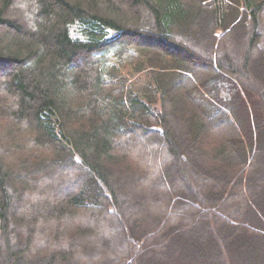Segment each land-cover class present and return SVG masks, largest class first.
I'll return each mask as SVG.
<instances>
[{
	"label": "trees",
	"instance_id": "16d2710c",
	"mask_svg": "<svg viewBox=\"0 0 264 264\" xmlns=\"http://www.w3.org/2000/svg\"><path fill=\"white\" fill-rule=\"evenodd\" d=\"M238 2L0 0V264H264V0Z\"/></svg>",
	"mask_w": 264,
	"mask_h": 264
},
{
	"label": "rangeland",
	"instance_id": "374dc122",
	"mask_svg": "<svg viewBox=\"0 0 264 264\" xmlns=\"http://www.w3.org/2000/svg\"><path fill=\"white\" fill-rule=\"evenodd\" d=\"M232 2H234V6H235V8L237 9V11H238V9H239V7H240V3L238 2V0H231ZM101 5V4H100ZM99 7H104V5H101V6H99ZM13 10H15V11H17L19 14H20V17H22V18H24V19H26V23H28L27 21H29L28 20V18H26V15L24 14L25 13V9H23V7H20L18 4H14V6H13ZM235 56H237L236 54H234ZM142 80H144V78L142 79ZM193 95H194V97L198 100V102H200V104L204 101V99H205V96L204 95H202V94H200L199 92H193ZM207 103H208V105H211V103L209 102V101H207ZM105 255V254H104Z\"/></svg>",
	"mask_w": 264,
	"mask_h": 264
}]
</instances>
